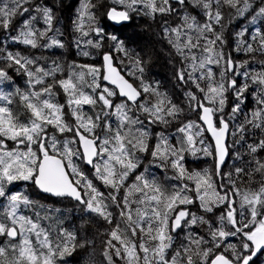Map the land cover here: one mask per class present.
<instances>
[{"label": "snow or ice", "instance_id": "6c2138e0", "mask_svg": "<svg viewBox=\"0 0 264 264\" xmlns=\"http://www.w3.org/2000/svg\"><path fill=\"white\" fill-rule=\"evenodd\" d=\"M91 226L100 264H264V0H0V264H98Z\"/></svg>", "mask_w": 264, "mask_h": 264}, {"label": "trees", "instance_id": "16d2710c", "mask_svg": "<svg viewBox=\"0 0 264 264\" xmlns=\"http://www.w3.org/2000/svg\"><path fill=\"white\" fill-rule=\"evenodd\" d=\"M107 2H110V0H107ZM103 22H106V24L108 26V30L110 32H114L115 34H118V35L120 34L121 31H126V30L131 31V29H123L122 26L115 27V26L109 24V22L106 20V18ZM225 23H227V19L225 20ZM233 23L235 24L236 22L233 21ZM242 23L243 22H241V24ZM149 24H152V28L148 27ZM134 26H135L137 32L141 33L142 35L146 34L145 35V41L148 39V37H151V39H153V40L158 39V35L156 34L158 32V29L156 28V25L153 23V21L150 18L143 17V16L135 17ZM238 28H239V25H237V30H238ZM156 47H157V51L159 52V56L153 58V62L151 64L150 68L146 69L145 74H146L148 82H151L154 86L158 83L161 91L171 92L172 91V85L175 83L174 78H173V66H172L173 62L168 57L167 49L165 47H163L161 45H157ZM127 64H128V62L125 61V64L121 65L122 73L126 77H128L131 81H133L134 77L128 75V72L131 69L126 67ZM137 83H138V81H137ZM61 102L63 103V99H61ZM249 102H250V107L255 106V102L252 100L251 97H249ZM85 110L86 111L88 110V106H85ZM246 111H247V109H246ZM19 115H20L21 119H25L27 114L23 111V109H21L19 112ZM191 118L193 120H195L194 115H192ZM241 151H243V149H241ZM202 159H203L202 155L197 158V157H193L190 154H186L187 167L189 169H196L195 165H200V162ZM207 159H210V158H207ZM229 163H231V160H229ZM209 166H205L203 168H206ZM150 171L155 176H157L158 179H162V175H161L159 170L152 168V169H150ZM169 175H170V173H169ZM257 179H259V177H257ZM98 187H100L102 191H105V192L107 191L106 189H104L99 184H98ZM65 212H66V218L64 220V224L67 227L68 221H71L73 219V217H72V215L67 214L70 212V207L68 209H65ZM77 223H79V222L77 221ZM101 224L103 226L99 228V231L101 233H103L107 229L108 226L106 224H103V222H101ZM91 230H92V234L95 236V239H96L95 259L98 262V264H100V262L103 259L102 258V244H101L103 237L100 235H96V231H97L96 226H91ZM65 259L68 261V264H76V261L78 259H80V257H78L76 254H73L72 257H65ZM81 264H82V261H81ZM118 264H123V261H118ZM141 264H142V262H141ZM258 264H259V262H258Z\"/></svg>", "mask_w": 264, "mask_h": 264}, {"label": "rangeland", "instance_id": "374dc122", "mask_svg": "<svg viewBox=\"0 0 264 264\" xmlns=\"http://www.w3.org/2000/svg\"><path fill=\"white\" fill-rule=\"evenodd\" d=\"M123 32H130V30H126ZM211 164V158L207 159L205 157H203V159L200 162V165H195L196 169H202L205 166H209ZM17 190L24 192V193H30L31 197L34 199H40L42 203H49L48 201H45L41 198V194L37 193L36 191H34L30 184L27 182H18L17 183ZM59 206V205H57ZM45 225H47V221L44 222Z\"/></svg>", "mask_w": 264, "mask_h": 264}, {"label": "water", "instance_id": "95a60500", "mask_svg": "<svg viewBox=\"0 0 264 264\" xmlns=\"http://www.w3.org/2000/svg\"><path fill=\"white\" fill-rule=\"evenodd\" d=\"M109 22V24H111V25H113V26H115V27H120L121 26V24H116L115 22H112V21H108ZM123 74V73H122ZM124 75V74H123ZM126 77V76H125ZM127 79H129L128 77H126ZM129 81L130 82H132L130 79H129Z\"/></svg>", "mask_w": 264, "mask_h": 264}]
</instances>
